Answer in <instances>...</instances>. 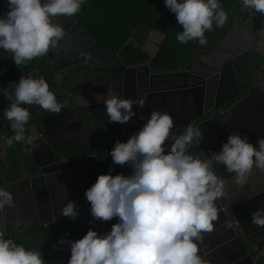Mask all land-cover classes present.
<instances>
[{"label": "clouds", "instance_id": "1", "mask_svg": "<svg viewBox=\"0 0 264 264\" xmlns=\"http://www.w3.org/2000/svg\"><path fill=\"white\" fill-rule=\"evenodd\" d=\"M5 3L7 11L0 15V51L11 53L19 67L58 46L65 30L53 22L55 17H74L85 0ZM240 3L247 12L264 14V0ZM164 4L182 26L176 35L181 44L195 40L205 45V32L212 30L214 22L216 27H223L228 19L220 0H164ZM9 88L11 95L7 94ZM7 89L0 92L10 101L3 109V118L14 132L6 139L7 144L26 140L30 112L23 105L39 106L55 114L62 110L63 104L43 78L20 76ZM96 101L105 105L109 123L122 125L136 117L134 107L143 108L146 102L143 98H124L111 88L105 94L96 93ZM174 127L170 113L152 110L126 141L115 142L110 151L112 163L127 165L131 174L113 175L110 169L98 175L84 196L90 202L92 220L116 218L118 222L102 234L90 228L74 241L61 237L58 243H68L70 248L67 264H206L199 245L204 233L214 230L216 201L224 195L225 185L214 165H223L243 186L254 168L264 172V138L253 145L246 135L232 133L218 152L193 154L190 149L200 145L203 129L189 123L176 134ZM27 143L35 148L30 138ZM13 204L12 193L0 187V209ZM78 214L75 201L69 200L61 209V215L72 221ZM250 215L252 224L264 228V208ZM0 264H45V259L40 251L5 238L0 230Z\"/></svg>", "mask_w": 264, "mask_h": 264}, {"label": "flooded vegetation", "instance_id": "2", "mask_svg": "<svg viewBox=\"0 0 264 264\" xmlns=\"http://www.w3.org/2000/svg\"><path fill=\"white\" fill-rule=\"evenodd\" d=\"M237 3L240 6L238 7L239 14H234L233 10L235 7H232L227 12L228 19L222 27V30L209 42L207 41L205 45H201L197 50L193 51L180 67L172 70H153L152 60L155 59L159 51L156 52V54L152 57L150 66L153 72L156 73L168 71L174 73V75H164L157 77L152 76L151 79L145 77V80L143 79L142 81H138L135 78L136 73L134 74V77H131L128 74V76H126L128 83L125 86L123 80L124 73L127 74V70L124 68L125 61L122 60L118 55L117 61H113L110 64L100 63L96 65L99 70L103 71L104 78L101 73L102 71L99 73L92 71L93 76L95 77L92 82L94 83V81H96L105 87L110 86L111 89L115 90L122 97H127L134 100L141 98L145 99V105L143 108H140L141 112H139V121H141V123H139L138 126L140 127L146 122L151 111L155 110L156 107L158 108V106L162 104L158 98L153 96L159 88L170 90V92H179L177 91L179 88L185 87V89L182 90L180 94L175 93L176 95L173 97H165V101L167 103L179 108L177 113L180 117H186L189 116V114H191L192 118L198 116L196 125L203 123V127H206L207 123L205 122L209 121L212 114H214L213 119L217 118L219 120V126H217V129L225 139H227V137L232 133H238L241 135V137L246 135L249 139V142H251L253 145H256L258 138H264V14L247 12L243 10L240 0ZM6 11L7 6L5 0H0V15L4 14ZM72 19L77 23L75 16L66 17L62 15L55 17L53 22L59 23L63 29L67 31L71 29L70 24ZM235 24L245 28L249 33H237L236 36H239L241 39L239 43L233 44L232 41H227L221 51L212 54V56L209 58L201 56L200 60L202 63H200V65H192L189 68L191 61L196 55L201 52H208L213 47L215 42L227 34L231 27ZM135 25L131 28L130 32L134 31ZM79 27L82 28L84 26ZM73 31L74 30L71 29L69 32ZM78 35L82 38L84 37V34L82 35V33H78ZM140 40V36H138L136 41ZM79 43V40L75 39L73 36H69L67 32H65V36L59 42L58 46L55 48H50L48 51L47 55L49 57L53 76L58 84L67 82L73 75H77L78 65L74 61L70 62L66 59H72L73 55L79 54ZM159 43H161V38L159 35H149L145 38L144 43L141 45L135 43V45L139 47L146 46L147 50L152 52L155 46L157 47ZM247 47L248 50L246 52H248V56L246 58L236 59L237 57H230L232 53L234 55L235 52ZM133 49L138 50L135 48ZM51 51H55V54H52ZM251 51L255 52L257 57L252 58L253 56H251ZM105 52L110 54L107 51ZM112 56L115 57L116 54ZM11 60V53H3L0 51V73L5 75L8 84L13 81H18L20 76H26L32 71H38L37 64L39 62L40 68L38 72L40 77L44 79V56L34 58L32 61L26 62L19 67H15V69L14 63H9ZM112 65H115L114 70H117V72L112 74L110 76L112 79H110L106 74L108 72L106 69ZM13 70H21L22 74L18 72L12 74ZM81 70L84 72L89 71H86V68L79 69V71ZM215 76L217 77L216 83L217 89H219V91L216 92V95H213V97L216 98V96L219 95H231V98L219 109H213L212 112L210 111V114L204 113V98L208 95L206 91L209 90L208 85L212 84L213 78ZM231 80L234 83L233 86H235V90L231 89ZM206 81H209L208 85ZM162 82L163 85H159ZM72 87L73 85H70V88ZM105 93V91L101 92V94ZM7 94L11 95L12 93L7 90ZM76 97L77 96H75V98ZM57 101L61 102L64 106L63 100L57 99ZM192 102L195 104V107L197 106L196 108L192 105ZM9 103L10 101H8L4 95L0 97V106H8ZM23 106L28 107L26 105ZM30 106L33 108V110H36L33 112L28 108L30 112V120L28 123L33 122L35 125L34 129L38 133L36 134V137L31 140L35 145L34 149L32 144L27 142H14L12 144H7L5 142L8 137L14 135V132L9 126L10 122L3 118V112L0 107V187H4L6 190L10 191L14 199V204L12 207L5 206L3 209H0V230L4 231L5 238L12 239L17 243H23L26 248H28L26 243L29 239L38 237L42 240L46 236L49 241V237L53 232L58 238V242L60 238L64 237V234H66V232L63 233L64 228L71 229L74 226H77V228L80 227V230L71 229V235H67L66 237V240L70 241L82 238L90 228L93 230L96 229L94 225L89 223V221L93 222L94 220H92L90 213V202L86 200L84 192L95 182L92 157H97V165L98 158L100 156L104 155L106 157V154L102 153L101 148H90L82 151L63 153L60 156L56 155V157L61 160L82 157L81 161H79L81 163L78 161L76 163V167L79 169L80 173V195L77 198L79 201V217L75 221H72L71 219H65L67 217L59 214L54 208L53 201H51V190L48 184V179L51 176V172L54 171L52 169L54 164L47 165L44 163L43 168L45 170L49 168V171L47 170V173L43 174L36 170L28 156V153H31L43 162V155L46 152V147L41 141L43 139V133L39 126V120L41 118L46 119V117L52 113H49L44 109H39V106ZM223 114H229L232 119L221 120L219 117H221ZM141 116H143L144 119H140ZM63 128L64 126H62V124H58L55 129L52 130V127L50 129L52 131L59 132ZM39 134H41V136ZM59 141L62 142L60 145L62 150L70 148L74 149L75 144L70 143L66 140V138L65 140ZM89 143L90 142H88V144ZM17 144L19 145L17 146ZM201 144L199 146H201ZM111 146V143H107L109 152L112 149ZM199 146H197L198 149H200ZM18 147H22L26 152L31 162L32 169H29L30 166H28V168L22 164L20 166L22 176L8 183L7 178L10 176L11 170L9 160L16 158L19 161L20 156L17 152ZM115 167L117 169V166ZM54 168L57 172L62 173L60 168ZM35 178H41L42 185L36 183L34 181ZM67 188H70V186L66 185L65 189L63 188V192L66 196H68L69 193ZM53 208L56 212H54ZM55 219H57V222L54 221ZM102 224L105 226L104 231L107 232L111 229L113 223L112 220H109L102 222ZM32 231H35L36 235H31ZM232 232H234V229H232ZM258 232L259 227L251 223V242L253 243L254 247L260 246V252L264 255V237L259 236ZM63 255L66 261H68L70 257V248L68 243H58L56 256L63 257ZM253 259L254 257L251 258V261ZM255 264L257 263L255 262Z\"/></svg>", "mask_w": 264, "mask_h": 264}, {"label": "water", "instance_id": "3", "mask_svg": "<svg viewBox=\"0 0 264 264\" xmlns=\"http://www.w3.org/2000/svg\"><path fill=\"white\" fill-rule=\"evenodd\" d=\"M71 21V29L74 31L69 32L71 30L70 29L65 32H67L69 36H73L75 39L79 40L80 47L78 49V55H73L72 59L68 58L66 60L70 62L74 61L78 65V73L76 76L73 75L67 82L58 84L54 79L49 57L47 53L44 55V80L49 84V89L55 93L57 99L63 100L64 106L62 107V110L59 114L52 113L46 117V119L41 118L39 120V126L43 133V139L40 140L46 147V152L43 155V162L36 158L33 154L28 153L33 166L38 172L46 174L47 170L49 171V168L46 170L43 168L44 163L47 165L54 164V167H58L60 170H62V173H59L53 167L52 169L54 171L51 172V176L48 179V184L51 190V201H53L54 208L59 214H61L62 207L69 200L75 201L77 207H79V201L77 198L80 195V173L79 169L76 167V163L77 161H81L82 157L61 160L58 159L56 155L60 156L63 153L82 151L90 148H101L102 153L106 154L113 175L118 173L130 175L132 171L130 167L127 165H114L112 163L107 143H111V147L113 148L116 141H126L139 129L140 126L138 125L141 123V121H139V112H141L139 107H134V111L137 113V115L129 122L123 125L119 123H109L105 113V105L103 103H97L96 101V93H101L102 91L107 92L110 86L105 87L96 81L93 83L92 80H94L95 77L93 76L92 71L99 73L102 70H99L96 65L100 63L110 64L113 61H117V56L123 47H121L116 53V56L113 57L112 55L107 54L100 47V45L85 27L80 28L76 21L73 19ZM242 32L245 34L249 33L245 28L239 26L238 24L233 25L230 31L219 38L208 52H201L196 55L191 61L189 68L192 65H200V63H202L200 60L201 56L209 58L212 56V54L221 51L227 41H232L233 44L239 43L241 39L236 35L237 33L242 34ZM78 33H82V35L84 34V37L82 38L78 35ZM149 35H159L161 38V43H159L157 47L155 46L152 52L148 51L146 46L139 47L135 45V43H138L139 45L144 43L145 38ZM138 36H140V41H136ZM165 37L166 35L164 33L152 29L148 25L143 23H137L135 25V29L129 33L128 40L125 45L130 44L133 48L138 49L147 57V60L144 61V63L142 62L135 65H126L124 63V68L127 70V74L124 73L123 78L125 86L128 83L126 78L128 74L131 77H134V74L136 73L135 78L138 81H142L143 79L145 80V77L151 79L152 76L157 77L164 75H174V73L168 71L155 73L150 67L152 57L156 54V52L159 51V48ZM247 50L248 47L242 48L241 50L235 52L234 55L232 53L230 57H237L236 59L246 58L248 56V52H246ZM51 53L55 54V51H51ZM251 56H253L252 58H255L257 57V54L255 55V52L251 51ZM39 68L40 62L37 64L38 71ZM81 68H86V71H89H79ZM114 69L115 65L109 66L106 69L108 70L106 74L109 78L112 74L117 72V70ZM38 71H32L26 76L32 75L41 78ZM101 73L103 76V71ZM216 80L217 77L215 76L211 85H208L209 81H206L209 90L206 91L208 95L205 98L203 96L205 101V109L203 111L204 113L210 114V111L212 112L213 109H219L231 98V95H219L216 96V98L213 97V95H216V92L219 91V89H217ZM231 82V89L235 90V86H233L234 83L232 80ZM8 85L9 84L7 83L5 75L0 73V92L7 89ZM70 85H73V89L70 88ZM159 85H163V82ZM184 89L185 87L179 88V90H177L179 92H170V90L159 88L153 96L158 98L164 106L159 105L155 110L168 112L171 114L175 124V127L172 131L176 134H179L180 131L189 123L194 126H200L203 129V140L200 142V144H202L199 146L200 149H198L197 146H194L193 149H190L193 154H199L201 150L206 155H210L212 152H218L221 149L222 143L226 142L227 139H225L223 135L219 133L217 129V126H219V120L217 118L213 119L214 114H212L209 121L205 122L207 123L206 127H203V123L196 125L198 116L192 118L191 114H189V116L180 117L177 113L179 108L177 106H172V104L165 101V97H173L178 93L180 94V92H182ZM7 90L12 93L10 88ZM1 96L2 94H0V97ZM75 96L77 97L75 98ZM192 105L195 107L193 102ZM28 108L33 112L36 111L33 110L31 106H28ZM219 118L221 120L232 119L229 114H223ZM58 124H62L64 128L59 132L52 131ZM51 127L52 130L50 129ZM39 135L41 136V134ZM65 138L70 143L75 144L74 149L70 148L62 150L60 148L62 142L59 140H65ZM88 142L90 143L88 144ZM168 143H171V141ZM92 160L94 179L96 181L99 175L97 157L93 156ZM115 166H117V169ZM214 170L216 171L217 175L225 181V185L224 195L216 201L218 208V218L213 222L214 230L211 233H204L203 241L199 245L201 254L204 257L206 264H255V262L257 264H264V255L260 252V246L254 247L253 243L251 242L250 215L251 212L255 211L256 209L264 208V172L254 168L250 174L251 176L249 175L247 177L246 183L241 186L235 182V174L227 172L223 165L215 164ZM34 181L39 185H42L41 178H35ZM66 185L70 186V188H67L69 192L68 196H66L63 192V188L65 189ZM55 209L54 212H56ZM65 219L71 218L67 217ZM54 221L57 222V219ZM116 222H118L117 219L113 218L112 223L114 224ZM91 224L94 225L96 228L95 230L98 231V233H105V226L102 224V222L93 221ZM228 224H231L233 228L227 227ZM71 229L80 230V227L77 228V226H74ZM71 229L64 228L63 233L66 232V234H64L65 238L67 235H71ZM232 229H234V232H232ZM258 235L264 237V228L259 227ZM57 239L58 238L56 235H54V232L49 237V264H67L64 255L63 257L56 256L58 249ZM253 257L254 259L251 261V258Z\"/></svg>", "mask_w": 264, "mask_h": 264}, {"label": "trees", "instance_id": "4", "mask_svg": "<svg viewBox=\"0 0 264 264\" xmlns=\"http://www.w3.org/2000/svg\"><path fill=\"white\" fill-rule=\"evenodd\" d=\"M238 1L220 0V3L226 12L235 7L233 13L239 14ZM75 18L79 26L87 28L104 51L115 55L123 47L119 52V57L127 65H135L147 60L142 52L134 50L130 44L125 45L131 28L137 23L148 25L166 35L159 53L152 60L153 70L176 69L183 65L192 52L201 46L195 40L186 44H181L176 40L177 33L183 29L177 23L175 14L165 6L164 0H85ZM221 30L222 27H216L214 22L212 30L205 32L206 40L209 42ZM12 62V60L9 61V63ZM15 67L17 66L14 64V69ZM21 70H13L12 74L16 72L22 74ZM0 107L3 112L6 106ZM34 126L33 122L26 124V140L20 142H27L28 138L32 140L36 137L38 133ZM17 152L20 156L19 161L16 158L9 160L11 170L10 176L7 178L8 183L22 176L20 168L22 164L26 167L30 166L28 168L32 169L31 162L24 149L18 147ZM98 166L100 174L108 173L110 170L108 160L104 155L98 158ZM33 234L36 235L35 231L31 232V235ZM26 246L30 250L40 251L45 259V264H49V241L46 236L42 240L38 237L29 239Z\"/></svg>", "mask_w": 264, "mask_h": 264}, {"label": "crops", "instance_id": "5", "mask_svg": "<svg viewBox=\"0 0 264 264\" xmlns=\"http://www.w3.org/2000/svg\"><path fill=\"white\" fill-rule=\"evenodd\" d=\"M161 106H164L163 104H161Z\"/></svg>", "mask_w": 264, "mask_h": 264}]
</instances>
